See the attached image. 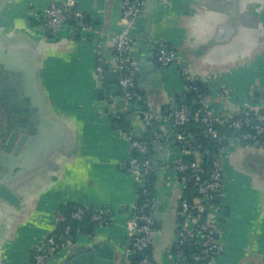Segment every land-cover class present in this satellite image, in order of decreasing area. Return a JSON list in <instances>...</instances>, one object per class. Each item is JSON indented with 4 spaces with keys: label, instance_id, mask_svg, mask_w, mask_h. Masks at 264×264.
<instances>
[{
    "label": "crops",
    "instance_id": "obj_1",
    "mask_svg": "<svg viewBox=\"0 0 264 264\" xmlns=\"http://www.w3.org/2000/svg\"><path fill=\"white\" fill-rule=\"evenodd\" d=\"M64 1L67 0H57ZM71 1L93 22L98 38L93 39L84 32L82 36L77 28L74 32L76 22H73L72 29L60 38L52 40L46 35L41 40L42 35L35 29L39 25L35 17L41 16L49 0H0V5L8 4L4 18L0 19V51L3 53L16 45V53L21 58L35 54L45 111L58 120L65 132V140L56 141L53 149L46 150L31 165L29 176L17 186L28 194L29 201L9 215L6 233L2 234L0 264H34L35 248L56 229L55 213L66 205H72L74 210L107 208L112 213L107 224L93 223L87 230L84 224L74 232V252L104 242L114 250L112 264H131V261L122 263L127 245L126 221L137 203L134 180L128 170L132 151L129 138L146 137L147 150L154 155L149 140L151 130L136 118L130 120L129 135L112 129L104 103L116 105L110 94L103 95L102 100L97 98L95 74L100 64V49L108 54L113 52L114 36L122 29V0ZM223 1L156 0L147 37L149 51L153 52L158 44L176 49L186 58L187 66L181 68L178 63L168 68L154 66L163 70L159 76L162 85L141 93L142 87L138 84V92L146 108L156 114L155 123L166 133L173 157L178 154L177 145L171 139L176 129L166 110L175 100L176 108L184 107L187 111L196 102L194 116L196 107H201L197 100L185 96L184 74L195 75L211 88L212 93L204 98L206 106L236 116L240 115V104L251 99L253 88L264 90V50L252 43L251 50L249 46L247 51H242L237 43L229 42L230 36L238 38V35L226 34L225 25L235 18L231 19ZM235 15L239 17L237 12ZM143 27L144 19L133 30L134 50ZM249 30L256 28L252 26ZM258 37L263 38L264 32ZM155 55L156 50L153 63H157ZM145 56L140 55V59ZM114 59L115 54L107 55L106 64L109 66ZM115 83H104L103 90ZM219 85L228 87L231 94L219 96ZM261 100L262 96L252 99L254 112L262 109ZM188 125L189 136L196 138L199 127L194 123ZM228 138L230 144L222 150L221 160L222 218L218 235L221 254L212 264H264V149L261 145L237 142L230 130ZM162 164V168H155V202H160L159 211L164 218L160 243L152 246V260L155 264H170L177 219V184L174 173L167 168L166 157ZM72 258L67 251L51 264H72Z\"/></svg>",
    "mask_w": 264,
    "mask_h": 264
},
{
    "label": "built area",
    "instance_id": "obj_2",
    "mask_svg": "<svg viewBox=\"0 0 264 264\" xmlns=\"http://www.w3.org/2000/svg\"><path fill=\"white\" fill-rule=\"evenodd\" d=\"M146 0H122V16L120 23L121 31L114 36L115 59L113 60V69L118 75V86L121 90V98L124 100V109H117L110 105V102L104 103L105 115L107 117H118L124 112L132 118L140 120L147 128H151L155 140L158 141L162 150L161 158L168 160L167 168L175 175L177 195V219L175 226V241L170 251V264H212L215 258L221 254L219 244V222L222 218V206L217 204L215 199L221 198L223 188L222 174V150H218V156L211 161V169L205 179L201 175L205 173L201 167L202 155L194 149V144L190 140L189 134L183 130H176L171 139L177 145V156L171 155L168 148L169 139L164 130L154 126L156 115L147 109L143 103L138 88L135 84V68L129 52L133 49V30L137 28L139 21H142L143 10ZM38 27L46 35L55 36L66 24L68 19L73 20L80 25V32L87 34L93 39L98 38L97 30L93 22L87 20L86 15L73 6V2L64 4L48 3L40 17H35ZM157 61L162 67L168 68L177 64L173 53L165 51L163 44L156 46ZM96 77L102 74V69L98 65L95 71ZM185 91L191 92L194 88L191 84L200 80L197 77L184 74ZM221 97H227L231 91L226 86L217 88ZM212 93L211 88L205 91V95H198L197 101L200 104V110L195 116L189 117L188 111L184 107L175 108L170 117L176 127L196 124L202 130L205 137L220 139L219 129L228 127L232 132L233 138L237 142H246L253 144L258 142L264 149V90L262 94L260 111L254 112L252 98L244 100L238 109V113L245 118L241 119L229 112L217 111L204 104V98ZM251 97V93H250ZM254 120L250 123L249 120ZM226 123V125H225ZM130 139L131 149L140 154L146 153L147 145L141 141ZM206 153V151L204 152ZM193 155L194 160H184V157ZM128 170L133 177L136 200L139 198L138 188L145 193V185L148 179L153 175L155 166L150 158L138 160L130 157L128 159ZM198 172L197 175L195 173ZM195 177L193 185L187 186V182ZM195 190V194H188V190ZM154 201V200H153ZM155 204L146 202L144 204H134L131 213L126 221V248L125 256L131 257L140 254L138 264H153L152 260L146 254L147 250L153 246V235L155 221L153 218V207ZM71 218L80 221L86 218L87 221L97 225L107 224L112 219V213L107 208L90 209L79 207L73 213ZM65 217L60 211L55 213L56 229L59 224L64 222ZM56 229L50 233L43 242L34 250L32 261L34 264H51L52 261L64 250L71 246L70 226L66 225L56 233ZM186 244L193 247L195 251L190 254H183L179 250V244ZM130 263V261L126 262Z\"/></svg>",
    "mask_w": 264,
    "mask_h": 264
},
{
    "label": "water",
    "instance_id": "obj_3",
    "mask_svg": "<svg viewBox=\"0 0 264 264\" xmlns=\"http://www.w3.org/2000/svg\"><path fill=\"white\" fill-rule=\"evenodd\" d=\"M70 1L71 0L57 2V0H49V3L64 4ZM223 2L226 3V9L231 16V19L235 18V21H230L225 25L226 34L228 36L234 34L238 35V38L230 36L228 38L229 42L237 43L242 51H247L249 46L251 50L252 43L259 45L260 49L264 50V37H258L261 31L264 32V0H224ZM156 4V0L145 1L143 10L144 27L139 32L135 43L137 49L134 50L133 48L129 52L132 65L135 68V84L138 89V84L141 85V93L150 92L162 85L159 76L162 75L163 70L156 69L159 68L161 64L158 61L157 63L152 62L153 52L156 48H153V52H150L147 44V37L150 34L152 27ZM236 5L237 9L235 7ZM73 6L75 7L74 3ZM7 7V3L0 5V19L4 18L3 12ZM235 12L239 14V17L235 15ZM241 16L243 21L240 22ZM73 22V20L68 19L65 26L55 36L47 35V38L56 40L60 38V36H63L64 33L67 34V32L72 29ZM252 26L256 28V30H249V27L252 28ZM75 28L79 29L80 25L76 23L74 32H76ZM35 29H37L40 35H42L40 39L45 40L46 34L39 28ZM250 37H252V39ZM17 50L18 48L16 45H13V47L6 49L3 53L0 51V253L3 243L1 241L2 234L6 233L9 215H11V212L15 208L20 207L25 204V202L28 203L29 201L28 194L19 188L17 189V186L24 178L29 176L31 165L37 162L44 155L46 150L50 147L53 149V144L56 141L62 139L65 140L63 126H61L58 120L52 117L49 112L45 111L44 104L41 100L42 96L39 86L40 80L36 67L37 59L35 54H29L24 56V58H21L22 56L16 53ZM100 50L101 57L99 66L102 69V74L96 77L99 89L97 98L102 100L103 95L107 97L110 94L112 95L111 101L116 105V108L124 109V100L121 96L119 97L121 90L118 86V75L113 69L114 61L110 62L109 66L106 64V56H113L115 53L113 51L108 54V51L103 50V48ZM165 51L173 53L174 59L181 68L187 66L186 58L182 57L176 49L170 50L165 47ZM140 55L145 57L140 59ZM155 59L157 60L156 55ZM237 68L239 67H236L235 69ZM110 76H114L115 78L112 79ZM191 76L196 77L195 75ZM140 79H143L144 81L140 82ZM106 82H117V84L115 83L111 85L108 90H103V84ZM262 94V89L253 88L251 91V98L259 99ZM195 103L196 102H192V105L189 106V117L192 116L194 110L193 105ZM175 108L176 100L166 110V113L170 116ZM200 112H202V110H200ZM121 114L124 115V112ZM238 117L245 120L242 114ZM249 122L254 123V120L250 119ZM186 127L189 129L190 125H187ZM221 135L223 136L222 138L212 139L211 142L212 144L226 148L230 144L228 138L229 128L226 126L222 127ZM149 140L151 141L154 155H150L151 150H147L146 153L153 161L155 168L160 169L163 167V160L161 158L162 150L158 141L155 140L152 130L149 135ZM190 140L192 143L196 142L194 137H190ZM253 145L259 146V143L254 142ZM197 174L198 172L195 173V175ZM194 179L195 177L193 176L187 182V186H192ZM191 193L194 195L196 192L195 190H192ZM215 201L217 202L218 200L215 199ZM159 210L160 202L156 201L152 210L155 221L153 245H158L161 240L160 230L162 229L164 214ZM93 225V223H85L84 229L87 230ZM70 240L71 246L62 253L67 251L71 253L73 258L70 262L72 264L113 263L114 250L108 245V243L103 242L99 245H92L91 247L74 252V247H72V236ZM140 257V254L126 257L124 252L122 263H126L135 258L139 259Z\"/></svg>",
    "mask_w": 264,
    "mask_h": 264
},
{
    "label": "trees",
    "instance_id": "obj_4",
    "mask_svg": "<svg viewBox=\"0 0 264 264\" xmlns=\"http://www.w3.org/2000/svg\"><path fill=\"white\" fill-rule=\"evenodd\" d=\"M165 47V45H164ZM191 87L194 88V90H192L191 92H186L185 96L188 97L189 100L195 99L197 100L198 95H203L205 93L206 90H208V86L207 84H205L204 82H202L201 80H196L191 84ZM205 95V94H204ZM200 107L197 106L196 107V112H199ZM194 113V112H193ZM192 113V114H193ZM238 117V116H236ZM131 116L129 114H119L118 117H108V121L110 123V126L112 129L114 130H120L123 131L124 133H127V135H129L130 133V120H131ZM192 124V123H190ZM154 126H157V124L154 121ZM185 126H182L181 129L174 126L175 129L178 130H183L185 131L187 134L190 133V130L187 129ZM151 130V128H149ZM221 130L222 127L219 129V135H221ZM130 137V136H129ZM131 138V137H130ZM133 140H137V141H141L143 143H145L146 145L148 144V140L147 138H131ZM196 142L193 143L194 145V149L199 151V153L202 155L201 157V167L204 169L205 173L201 175V179H205V177L207 176L208 172L211 169V161L213 159L216 158V156H218V150L221 149V147L219 145H215L212 144V140H210L209 138L205 137L202 130L199 129L197 134H196ZM206 151V153H204ZM131 157L136 158L138 160H143L146 158H150L149 155L147 153H143L140 154L139 152H137L136 150H132L131 151ZM194 156L193 155H189L184 157V160H194ZM157 179V174H155V171L153 173V175L148 179L146 185H145V193H142L141 188H138V192H139V198L137 200V204L141 205L144 204L146 202H150L153 204H155V200L157 199V186L155 184V181ZM191 193V190H188V194ZM154 200V201H153ZM220 203V198H218V202L217 204ZM79 208V207H78ZM58 211H60L62 213V215L65 217L64 222H62L61 224L58 225L57 229H56V233L59 232L61 230V228H63V226H70V237L74 234V232L81 230L82 226L85 224V222L87 221L86 218H84L83 220L80 221H76L74 219L71 218V213H73L74 207L72 205H66V206H61ZM179 250L181 253L183 254H190L193 253L195 251V249L193 247H189L187 245L179 244ZM146 254L149 256V258L152 260V246L150 247V249L147 250ZM152 263H154V261L152 260ZM131 264H138V259H132L131 260Z\"/></svg>",
    "mask_w": 264,
    "mask_h": 264
}]
</instances>
